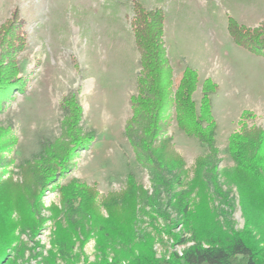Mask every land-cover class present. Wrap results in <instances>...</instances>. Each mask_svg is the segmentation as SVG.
<instances>
[{"label":"rangeland","instance_id":"obj_1","mask_svg":"<svg viewBox=\"0 0 264 264\" xmlns=\"http://www.w3.org/2000/svg\"><path fill=\"white\" fill-rule=\"evenodd\" d=\"M135 3L149 10H162L165 47L179 46L190 62L193 48H197L201 51L200 61L214 64L217 90L211 94V104L216 121V174L222 194L215 192L210 183L208 190L213 200L209 206L220 221L228 220L235 229L244 226L238 187L223 173L234 165L227 152L228 136L238 131L242 122L248 126L264 123V57L237 45L228 33L227 22L232 18L246 28L260 26L264 21V0H0V24L17 9L18 17L24 21L25 43L17 57L25 77L24 89L11 92L0 110V126H8L14 139L4 152L7 165L0 167V172L4 171L2 178L11 172L13 179H20L19 165L35 159L41 143L60 135L64 118L61 104L69 92L76 93L81 105L83 132L94 131L88 148L77 151L70 168L41 195V215L47 219L34 238L26 233L21 236L27 244L22 264H43L48 250H54L55 227L48 216L51 206H60V184L77 179L95 186L101 197L124 189L128 175L133 174L137 184L153 193L150 173L136 160L124 133L131 116L130 97L136 93L141 68L130 24ZM172 77L175 85L179 78ZM199 78L202 80V76ZM193 97L197 103L200 101L196 93ZM243 110L249 112L241 118ZM164 122L163 135L185 163L181 182L188 184L194 179L196 158L208 148L177 127L172 103ZM181 182L173 184V193L186 189ZM160 190L162 214L177 220L178 212L170 206L174 199H169L170 193L163 188ZM99 209L107 216L104 208ZM169 219H152L138 213L137 225L151 233L157 257L180 254L189 244H177L165 233ZM170 231L183 235L178 224ZM96 240L97 236L91 234L83 244L76 241L73 262L58 258L57 263L102 264ZM111 257L110 252L108 262Z\"/></svg>","mask_w":264,"mask_h":264},{"label":"trees","instance_id":"obj_2","mask_svg":"<svg viewBox=\"0 0 264 264\" xmlns=\"http://www.w3.org/2000/svg\"><path fill=\"white\" fill-rule=\"evenodd\" d=\"M163 19L161 9L149 10L138 3L130 19L141 68L136 93L130 97L131 116L124 133L136 160L150 173L153 193L137 184L133 174L128 175L124 189L101 197L95 186L77 179L60 184V206H51L48 216L55 227L54 250H48L43 264H58V258L73 262L76 241L83 244L91 234L97 236L96 249L102 264H264V123L248 126L242 122L240 129L228 136L227 152L234 165L223 174L238 187L245 219L243 228L235 229L228 220L220 221L209 206L213 200L210 183L215 192L222 194L216 174L218 149L211 104L217 85L210 78L204 79L198 103L193 97L198 81L194 69L185 67L174 85L164 46ZM23 24L17 9L0 24V110L11 92L22 91L25 86L17 58L25 47ZM227 30L237 45L264 57V21L258 27L246 28L228 18ZM170 103L175 108L177 127L208 148L196 158L194 179L188 184L181 182L186 173L182 157L163 135ZM61 108L64 118L60 135L41 143L38 156L19 165L20 179H13L11 172L2 178L4 171L0 172V264H22L27 244L21 236L26 233L34 238L47 219L41 215V195L70 168L76 152L87 149L94 138V131L83 132L80 127L82 109L74 91L63 97ZM248 112L243 110L241 118ZM13 142L10 128L0 126V167L7 165L4 152ZM180 182L187 185L186 189L173 193V184ZM160 188L174 199L170 206L178 212L177 220L162 214ZM139 212L152 219H169L165 233L177 244H189L180 254L157 257L151 233L137 225ZM177 224L182 227V236L170 231Z\"/></svg>","mask_w":264,"mask_h":264},{"label":"crops","instance_id":"obj_3","mask_svg":"<svg viewBox=\"0 0 264 264\" xmlns=\"http://www.w3.org/2000/svg\"><path fill=\"white\" fill-rule=\"evenodd\" d=\"M200 52L201 51L197 50V48H193V54L194 57L195 55L196 57L195 58L193 57V60L190 62L186 59L185 55L182 52V49H180L179 46L176 45L166 46V54L170 61V65L172 67V75L174 77L177 76V78H179L185 67H190L197 72L198 81H197L196 89L194 91V94L196 93V100H200L202 83L204 79L211 78L212 81L216 83V77L214 76L215 71H214L213 62L212 61L205 62L203 60L200 61L199 58ZM200 76H202V80H200L201 79L199 78Z\"/></svg>","mask_w":264,"mask_h":264}]
</instances>
